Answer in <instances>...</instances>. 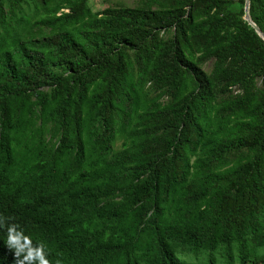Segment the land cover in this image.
I'll use <instances>...</instances> for the list:
<instances>
[{
	"label": "trees",
	"instance_id": "obj_1",
	"mask_svg": "<svg viewBox=\"0 0 264 264\" xmlns=\"http://www.w3.org/2000/svg\"><path fill=\"white\" fill-rule=\"evenodd\" d=\"M245 5L0 0L4 225L49 264H264V39ZM250 15L264 32V0Z\"/></svg>",
	"mask_w": 264,
	"mask_h": 264
},
{
	"label": "clouds",
	"instance_id": "obj_2",
	"mask_svg": "<svg viewBox=\"0 0 264 264\" xmlns=\"http://www.w3.org/2000/svg\"><path fill=\"white\" fill-rule=\"evenodd\" d=\"M23 241L29 245L25 252ZM24 253L22 256L21 253ZM49 264L44 245L33 246L31 238L15 225H4L0 217V264Z\"/></svg>",
	"mask_w": 264,
	"mask_h": 264
},
{
	"label": "rangeland",
	"instance_id": "obj_3",
	"mask_svg": "<svg viewBox=\"0 0 264 264\" xmlns=\"http://www.w3.org/2000/svg\"><path fill=\"white\" fill-rule=\"evenodd\" d=\"M117 1H126V0H89V6L93 12H99L104 10L110 3H115ZM132 2L133 0H127Z\"/></svg>",
	"mask_w": 264,
	"mask_h": 264
},
{
	"label": "water",
	"instance_id": "obj_4",
	"mask_svg": "<svg viewBox=\"0 0 264 264\" xmlns=\"http://www.w3.org/2000/svg\"><path fill=\"white\" fill-rule=\"evenodd\" d=\"M244 18L256 30V32L264 39V32L260 29V27L251 18V15H250V0H246Z\"/></svg>",
	"mask_w": 264,
	"mask_h": 264
}]
</instances>
